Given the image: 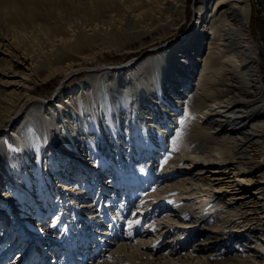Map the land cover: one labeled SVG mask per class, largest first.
I'll list each match as a JSON object with an SVG mask.
<instances>
[{"label": "bare ground", "instance_id": "obj_1", "mask_svg": "<svg viewBox=\"0 0 264 264\" xmlns=\"http://www.w3.org/2000/svg\"><path fill=\"white\" fill-rule=\"evenodd\" d=\"M171 1L0 0V173L5 175L6 181L13 180L15 176L14 181L17 182L22 179L19 174H25L27 180H33V187L37 182L38 196L32 200V205L41 212L31 214L41 222L53 216L57 211L51 209L53 202L47 196L51 189L49 185L44 189L43 185L44 179L48 184L51 182L50 175L40 163L48 156L43 154L47 145L41 135L49 128L48 134L54 137L55 145L61 146L68 154L72 148H76L79 130H85L84 134L88 132L82 125L89 128L102 126L100 120L92 118L102 108L104 113L111 116L110 134L113 140L125 145V154L130 155L129 161L118 167L125 173L137 175L141 164L144 177L150 182V179L161 180L167 175L174 178L176 172L183 168L185 160L196 164L216 160L218 167L210 170L207 176L210 183L187 182L201 190L205 200L216 195L215 200L220 195L219 200L223 201L224 198L226 204L240 201L237 222L223 217V229L227 228L229 237L236 240L243 236L238 232L240 228L256 231L259 239L255 243L260 251H264L263 242H260L264 240V202L253 199L243 201L247 195L244 183L253 182L243 174L264 168V83L257 71L258 60L252 53V41L242 33L251 10L248 0H214L210 5L205 4L204 0L200 10L209 12L206 17L208 25L205 23V27L197 20L188 39L190 41L142 62L125 78L121 71L113 72L116 78L111 81L112 91L94 92L82 86L74 96L63 101L64 109L70 108L71 113L67 110L68 114H65L58 104L48 111L43 108L39 110L36 104L42 99H33L30 95L33 83L38 80V70L52 62L51 59L61 57L64 50H77L82 44L95 43L101 37L112 41L120 39L124 44L142 40L147 33L165 28L174 15L169 12L174 10L176 15L182 14L185 5L184 0L181 4H177L176 0ZM166 5H170L172 10L169 11ZM202 27L210 35L208 42H205ZM223 41L228 44L226 48H222ZM165 46L158 47L157 51H163ZM179 65L182 68L177 72ZM103 67L100 65V70ZM66 70L73 71L70 68ZM57 71L48 72L42 80ZM197 71L199 76L195 78ZM105 76L102 74L98 82L100 85L108 81H105ZM60 88H57L55 98L61 95ZM14 108L18 109L17 114L12 113ZM56 112L60 117L51 119ZM23 113L28 114L26 121L21 118ZM42 116L45 120L41 122ZM32 118L35 122L31 121ZM63 128L66 130L64 142L61 141ZM124 129L126 132H121ZM75 130L78 132L74 133ZM140 146L142 149L147 147L148 155L146 153L145 157L137 159L132 153ZM157 150L163 153V158L156 164V157L152 155ZM33 153L38 155L35 162L32 160L34 167L37 165L36 172L30 165ZM149 153L151 157L146 162ZM74 161L77 165L84 164L79 155H74ZM122 162L120 160L118 165ZM34 175L39 178L36 180ZM187 182L178 179L173 183L169 181L162 189H156L154 185L151 190L144 191L136 209L144 215L143 218H148L145 220L148 224L146 231H150L148 235H151L153 230L155 239L130 244L116 237L109 247L102 249V241L109 237L108 226L103 221L93 231L95 248L90 249L92 246L83 234H80L78 244L73 238L69 241L71 245L74 244L69 249L74 256L73 263L182 264L179 259L166 260L171 258L174 246L173 243L167 245L171 240L164 239L174 229L178 231L172 240L179 238L189 225L187 220L196 217L190 214L195 204L185 205L181 202L191 195L184 194L186 190L190 191L191 186ZM211 187L212 195L209 191ZM24 188L19 186L17 192ZM263 190L264 186L257 188L259 192ZM26 198V194H23L19 199L24 201ZM165 198L172 200L169 211L174 212L178 208L176 216L182 222L160 215L149 216L153 204L162 203ZM208 202H205L204 210L226 207L222 202ZM43 206L46 210H42ZM162 206L167 208L165 204ZM16 212L17 208L12 203L7 211L0 210V216L10 220L17 215ZM200 218H196L197 221ZM99 219L92 220L98 222ZM218 227L211 230L217 232L213 238L223 237L222 232L215 231ZM188 231L186 228L185 232ZM158 250L162 252L156 255ZM32 251L27 253V259ZM4 257V254L0 255V264L4 262ZM55 257L59 258V255ZM259 257L263 260L261 264H264V254ZM248 258H252V255ZM14 261H6L5 264H13ZM224 263L230 264L227 260ZM197 264L212 262L204 259L198 260ZM238 264H249V261L240 259ZM256 264L259 262L256 261Z\"/></svg>", "mask_w": 264, "mask_h": 264}, {"label": "rangeland", "instance_id": "obj_2", "mask_svg": "<svg viewBox=\"0 0 264 264\" xmlns=\"http://www.w3.org/2000/svg\"><path fill=\"white\" fill-rule=\"evenodd\" d=\"M176 1L177 4H181L182 2V0ZM203 2L204 0H184L185 5L183 13L178 15L175 14V11L172 10L170 5H166L169 11L172 10V12L169 13H171V15L174 14L172 15L173 17L169 19L165 28L162 27L151 33H147L142 37V40L137 39L122 44L120 39L112 41L108 40L106 37H101L98 38L95 43L90 41L87 44H82L80 46L81 48L77 50H64L61 57L51 59L52 62L50 61V63L45 64L36 73V78H38V80H35L33 83L30 95L33 99H42V101H37V109L39 108V110H42L43 108V110L48 111L49 109H54V105L58 104L60 105L59 109L64 111L65 114H68L70 108L64 109L63 103L65 102L63 101L68 99L71 95L74 96L82 86L94 92H99V90L103 92L112 91L113 87L111 81L113 78H116L113 72L121 71V75L125 78L129 71L131 73L135 71L142 62L161 53H168L167 51L170 49L177 48L186 41H190L188 39L192 36L197 20L202 22L203 25L205 23L208 25V18L206 19V17L209 12H205V9L200 10L203 6ZM213 2L214 0H205V4L208 5ZM248 2L250 3L251 10L247 25L242 30V33L252 41V53L258 60L257 71L262 76L264 83V19L261 15V12H264V0H260V5L256 4L254 0H248ZM244 3L239 4L242 5ZM206 25L204 26L206 27ZM202 29L205 31L206 35L205 42H208L210 40V35H208L205 28L202 27ZM223 44L222 48H226V45H228L226 41H223ZM163 45H167L164 47L165 49H163V51L162 49L161 51H157V48ZM121 48L123 49L121 50ZM207 50L208 48L206 51ZM100 65L104 66V69L100 70ZM124 65H126L124 69L120 68ZM179 67L180 65L176 68L177 72L182 68ZM67 68L73 71L66 70ZM55 69L59 71L42 80V77H45ZM67 73L70 74L67 75ZM102 74L107 75L104 79L105 81L108 79V81L101 82L100 85L98 82ZM195 74L194 76L197 78L199 72L197 71ZM193 82L194 79L192 80V83ZM58 87H61V95L55 98L54 94L57 92ZM57 112L54 113L55 115L51 119L60 117V114L57 115ZM69 112L71 113L72 110ZM12 113L17 114L18 109L14 108ZM37 116H39V114ZM94 117L102 122V126L100 125L99 128H89L87 125H82L81 127L88 130V132L84 134L85 130H79V136L76 138L75 142L76 148H72L71 151L68 152L69 155L61 146L55 145L56 142L54 137L51 133L48 134L49 128H47L45 134L41 135V138L44 139V143L47 145L46 150L44 151L43 149V154L48 155L47 158H49L40 160V163L50 175L51 183L48 184L47 180L44 179L42 175L41 176L42 179L45 180L43 183L44 189L48 185L51 189V192L47 195L49 201L53 202L51 209L53 208L57 211L45 221L41 222L31 214L41 212V210L37 211V209H34L32 205V200L38 196V183L35 182L33 187V180H27V177L24 176L25 174H19L22 179L17 182L14 181V175H12L14 176L13 180L6 181L5 175L0 173V210L7 211L12 203L17 208V215H14V217L12 216L13 218L11 217L10 220L5 219L3 215L0 216V226H2V229H0V236L2 235L0 238V255H5L2 264L8 261L10 262V260H15L13 264H37L38 262L43 264L47 261L45 258L48 254L47 258L52 262L53 252L55 255H59V258L55 257L58 264H74V256L69 251L70 246L74 244L71 245L69 241L73 238L75 239V243L78 244V241L81 240L80 234L83 233L77 232L78 227L80 226L85 230L86 233L83 234L86 238L85 240L92 246L90 249H93L95 248V241L93 240V237H95L93 233V231H95L94 224H97L96 226L98 227L101 223L103 224V221L108 226L110 235L106 237V241L103 240L104 244L102 249L109 247V243L116 237L119 239L123 238L125 243L130 244L134 242L143 243V241L146 242L147 240L150 241V239H155L156 233L153 232V230L151 231V235H148L150 231H146V226H148V224H146L145 220L148 218H143L144 215H141L139 210L136 209L144 191L151 190L154 185L156 189H162L169 181L173 183L177 182L178 179H182L183 181L186 180V182L194 180L193 183L207 184L210 183L207 178L210 170L214 167H218L215 165L216 160L202 161L197 164L185 160L182 163L183 168L176 172L174 178L167 175L161 180L153 178L150 179V182H147L141 164H139L140 168L137 175H131L128 172L125 173L123 169L118 168L124 162L129 161L130 155H128V157L125 154V145L113 140L114 138H112L110 134L111 125L109 119H111V116L104 113L101 108V112L98 114L95 113L92 118ZM21 118L23 121H26L28 119V114L23 113ZM41 118V122L45 120L43 116ZM86 118L88 119L89 117ZM31 121L35 122V119L32 118ZM3 125V129H5L6 126L5 124ZM75 132L78 131L75 130L74 133ZM121 132L125 133L126 130H121ZM65 133L66 130L63 128L61 131L62 142H64ZM83 137H85V139ZM146 148L142 149V146H140L132 155L137 159H142L145 157L146 153V155H148V150ZM151 153H149L150 156H146L145 161L151 157ZM162 154L163 153L158 150L153 153V158L156 157V164L162 160ZM74 155L82 157L84 164L77 165V162L74 161ZM37 158L38 155L35 153L30 156V165L34 170L37 169V165L34 167L33 161L35 162ZM118 158L119 162L120 160L123 161L119 165ZM191 164L193 166L189 168ZM154 169L156 168L154 167ZM243 175L246 176L247 179L253 180L251 184L244 183L247 195L243 201L253 199L264 202V190L261 192L257 191V188L264 186L261 182V180H263L262 178H264V168L260 170L253 169L252 172H247ZM34 177L36 180L39 178V176L35 175ZM188 182L187 185L191 186L190 191L186 190L184 194L188 193L191 195H189L188 199L181 200V202L185 205L195 204V207H192L195 209L191 208L190 214L196 217L191 218L189 221L187 220L186 223H189V225L186 228L189 231L185 232V228L179 238L172 240L173 236L178 231L177 229H174L165 237L164 241L171 240L167 245L173 243L174 246V250L170 255L171 258H167L166 260L170 261L171 259L172 261L174 259H179L182 264H197L198 260L204 259L209 260L212 264H226L224 260H227L230 264H238L240 259H245L249 261V264H256V261L261 264L263 260L259 256H262L264 251H260L255 243L256 239H259L258 233L252 229L245 231V229L240 228L238 232L243 236H239L236 240L235 238L232 239V237H229L230 231L227 230V228L223 229L225 225L221 224L223 217L230 220L233 219V221L237 222L240 210L238 203L240 201L235 204H226L224 198L223 201L219 200L220 195L218 196L219 198L215 200H213V198L216 195L205 200L204 194L200 192L201 190H197L195 186H192ZM105 185L106 189L104 187ZM209 185L212 186V184ZM19 186L25 187L24 190H22L23 193L22 191L20 193L17 192ZM100 186L108 191H105L99 197L97 190H99ZM212 188L213 187L209 190L211 191V195ZM23 194H26L27 198L24 201H20L19 198ZM166 199L167 198H165L162 203L153 204L149 216L152 218L156 215H160L161 217L179 220L176 216L179 213L178 208H175L174 212L169 211L170 208L172 209V200ZM206 201H209V204L222 202V205L225 203L226 207L223 209L215 208L210 210L207 208L204 210ZM109 204H114V206L109 208ZM164 204L167 208L162 206ZM77 209L79 212L76 211ZM42 210H46V207L43 206ZM237 211L238 214L235 215ZM203 215H205V217H202ZM27 216L32 217L27 218ZM197 216L201 217L199 221H197L199 218ZM93 218L99 219L98 222L92 220ZM29 221L32 222L33 226L46 224H44L45 227L41 229L27 228L28 226L25 225V223ZM90 223H92V225ZM215 227H218L215 231H219V233L222 232L223 237L213 238L217 236V232H211ZM13 228L16 233L12 241L2 240L6 235H13V233H11ZM233 235H236L235 232H233ZM49 239L51 242L48 241ZM260 242H263L262 244L264 247V240H260ZM59 248L63 250L59 252ZM31 249L33 250L31 257L27 259L26 255ZM167 250L169 249H166V251ZM161 252V250H158L156 255ZM23 254L25 255L23 256ZM249 255H252V258H248ZM57 262L53 260L52 263L57 264Z\"/></svg>", "mask_w": 264, "mask_h": 264}, {"label": "built area", "instance_id": "obj_3", "mask_svg": "<svg viewBox=\"0 0 264 264\" xmlns=\"http://www.w3.org/2000/svg\"><path fill=\"white\" fill-rule=\"evenodd\" d=\"M256 4L260 5V0H254ZM263 6V5H262ZM261 8V7H260ZM264 11V10H263ZM261 15L264 19V12H261Z\"/></svg>", "mask_w": 264, "mask_h": 264}]
</instances>
